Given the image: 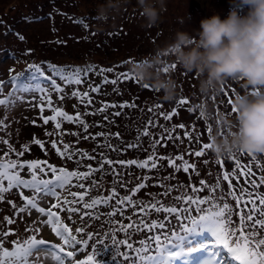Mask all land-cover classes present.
Returning a JSON list of instances; mask_svg holds the SVG:
<instances>
[{
  "label": "snow or ice",
  "instance_id": "obj_1",
  "mask_svg": "<svg viewBox=\"0 0 264 264\" xmlns=\"http://www.w3.org/2000/svg\"><path fill=\"white\" fill-rule=\"evenodd\" d=\"M19 39L22 41L24 37L19 36ZM28 52L30 53L31 50ZM157 67L159 68V66ZM171 67L174 68L175 65ZM164 70L165 72L169 71V67L165 66ZM93 72H96V69L91 66L81 69L48 65L47 69L42 70L40 66L29 65L28 75L21 73L12 76L8 81L0 80V96L4 94L6 87L10 86L11 88L7 96L0 98V111L3 112V116L0 117V130L9 128L10 122L6 123V121H8L10 112L14 111L16 107L25 103L39 107L40 119L43 124L48 125L51 121L54 125L52 131H46V136L60 137V139L53 138L49 141H42L33 137L32 143L39 145L44 150L45 155L48 154L45 144L50 143L51 148L55 149L56 154L61 159L74 160L77 169L80 167L88 169L87 171H69L64 167L58 169L56 166L48 164L46 160L28 161L21 159L26 152L30 151L29 146L25 144L22 145V150H17L8 138L0 137V145L8 146L7 151L0 155V203L6 201L14 210L13 216L5 215L3 221L7 225H13L17 223V218L19 220L24 219L23 214L28 216L33 215V213L37 214V218L32 221V224L25 228V232H30L32 235L23 240L19 237L9 240L10 236L16 235V231L12 228L4 230L3 227H0V264H72L76 256L88 249L89 243L95 235L92 232H86V229L91 227L92 221L100 220L101 216L107 217L104 223L116 225L115 228L111 229V247L104 239H100L96 245L92 246L93 254L88 255L87 260L76 261L75 264H90V262L91 264H100L97 258L101 255V249L112 251V260L115 261V264H224L222 253L225 251L235 264H264V235L260 234L261 229H264V219L258 218L264 217V192L258 191L264 185V176L257 177L251 167L242 166L237 161L236 168L223 172L222 180L227 182L228 187L226 193L220 177H217L214 184H209L206 180L200 179L199 186H197L195 183L188 185L166 184L165 181H170L175 177L172 174L163 177L158 176L153 186L164 190L155 194L146 193L147 196L151 197L150 200L134 198L141 190L149 187L148 180L151 177H136L140 182L128 189V184L132 181L125 180L124 173L116 169V164L123 168H131L135 165L139 169L157 170L159 172V169L163 167L160 162L166 160L168 168H172L176 172L182 170L189 175L190 181L193 173L199 176L197 164L186 160L184 154H178L174 157L163 156L158 155L156 151L158 146L167 147V144L161 143L162 140H181L179 135L173 136V132L176 127L185 129L186 126L183 123L168 128L149 119L143 129V136L150 135L149 127H160L163 132L160 133V139L152 140L150 146L153 151L143 161L135 159L113 160L102 151L99 153L98 167L94 168L91 164H81L82 160H97V156L90 155L88 152L75 147V144H79L81 140L96 141L97 137H104L105 142H98L97 148L124 151V149H117L116 146L107 142L108 138L113 135L119 139L121 137L119 132L114 134L97 132L93 135L89 132V128L92 126L101 127L102 125L98 122L90 125L86 122L85 117L107 113L109 108H119L120 111L111 113L112 117H119L125 114L124 109L138 107L134 101L131 103L125 101L120 104L102 102L95 111L87 110L93 104L91 93L99 94L103 85L124 84L126 86L127 81L135 80L127 72H117L116 67L100 68L97 73L98 75H103L106 72L116 73L115 78L110 79L104 75L100 84H88V91H81L79 87L71 90V96L77 98L79 103L84 105L86 110L83 113L77 111L75 115H71L62 107L54 104L53 93L57 94L60 100H63L66 88H71L72 85L81 86L85 84ZM57 78L62 82L63 87L61 83H58ZM144 87L148 88L147 86ZM113 91L120 94L116 87L113 88ZM37 94H39L41 101L38 105L33 103L37 99ZM230 102L231 100H229ZM189 103L187 99L179 100L181 105ZM74 107L76 106L74 105ZM160 107L161 105H153L148 108V111L155 115L154 109ZM46 108L52 115H43ZM175 114L176 109L167 114L159 113L166 121L172 120ZM104 120L115 123L114 120H110L109 115H104ZM31 122L36 123L34 120ZM64 122L77 125L81 131L64 130L62 128ZM192 131L195 129L193 128ZM81 132L86 133V135H82ZM208 132L209 134L212 132L210 125ZM65 136H74L77 139L74 143H66L63 140ZM184 138L191 143L192 133L185 130ZM139 139L137 137V140ZM60 144L63 146L62 149L58 146ZM138 146V144L131 143L126 145L127 148ZM209 147V143L203 144L201 150L194 152L189 150L188 155L202 157ZM13 154L16 159L10 158ZM231 158L236 159L235 155ZM177 161L181 163L178 164ZM204 163L207 164L208 161L204 160ZM218 163H220L221 168L224 167L223 160H218ZM105 165L108 166L107 169ZM49 173H51V178H46L49 177ZM96 173H100L101 176L105 174L113 176V187L108 189L106 196H90V190L99 188L101 184L94 178ZM25 175L30 176V178H25ZM241 177H244L243 184L240 181ZM74 180L76 183H73ZM88 180L91 183L83 182ZM233 180L236 181L235 184ZM117 184L119 187L125 188L128 194L121 196L117 191ZM72 188H80L83 191H71ZM189 188L191 189L190 192L188 191ZM25 190H28L30 194H25ZM173 191L179 193L173 197L175 203L166 204L161 197H169ZM17 192L20 200L23 201L22 205H18L6 195H15ZM205 192V195H201ZM68 196H71L72 199H68ZM85 197H89V199H85ZM229 197L235 201V207L228 202ZM113 201L115 203H112ZM44 203H47L49 207L42 206ZM104 207L111 210L107 213L99 210ZM129 208L133 209L132 216H136L135 220L132 219V216L125 215ZM64 212L68 213V219L72 220L73 223L76 222L73 213L79 215L81 226L75 229V233H85L87 238H78L77 235L73 234L71 228L61 218V213ZM153 213H165L166 215L163 216L162 220H158L151 218ZM117 215L122 219H114ZM172 216L179 222L178 230L170 219ZM235 216L239 217V224L234 220ZM123 220L129 222L125 224ZM41 226L50 227L56 237L63 242V245L51 244L43 238H37L41 232ZM157 229L161 231L138 241L133 240L134 233L145 231L153 233ZM165 229L167 231H163ZM117 232L123 233L124 238L118 239L115 234ZM209 237L211 240L208 239ZM9 243L12 245L11 250L5 246ZM121 246H124L126 250H122Z\"/></svg>",
  "mask_w": 264,
  "mask_h": 264
},
{
  "label": "rangeland",
  "instance_id": "obj_2",
  "mask_svg": "<svg viewBox=\"0 0 264 264\" xmlns=\"http://www.w3.org/2000/svg\"><path fill=\"white\" fill-rule=\"evenodd\" d=\"M155 2L158 8H161L162 5L164 10L160 12L158 24L149 27L146 26L140 15L136 0H128V3L119 14L110 17L103 23L96 19L95 9L97 4L104 3V0H0V80L8 81L12 76L21 73L28 75L29 65L40 66L42 70L47 69L48 65L81 69L91 66L96 69V72L90 75L85 84L81 86L72 85L71 88H66L63 100H60L57 94H52L54 104L62 107L68 114L75 115L77 111L83 113L86 110L84 105L80 104L77 98L71 96V90L79 87L81 91H88V84H96V81L100 84L104 75L110 79L115 78L116 73L112 72L98 75L100 68L116 67L117 72H127L129 74L128 65L131 62H139L156 55L158 49H162L173 40L177 31H186L191 35H195L193 31L199 30L202 19L209 18L212 15H219L223 20L227 18L230 11L229 0H155ZM19 36H23L24 39L21 41ZM28 50H31V52L29 53ZM172 65H174L173 60L167 56H162L161 65H158L159 67H169L171 75L177 83V96L172 102L162 101V93L145 88L137 83L136 80L127 81L126 86L118 84L107 88L103 85L99 94L91 93L93 104L87 109L88 111H95L96 108L101 106L102 102H108L105 98L113 100L114 104L116 101L121 103L134 101L138 107L124 109L123 112L125 114L119 117H112L111 112L115 111L109 112L111 109L107 113L86 116L85 120L90 125L97 122L102 125L101 127L92 126L89 128V132L93 135L97 132H110L113 134L119 132L121 134L119 139L113 135L108 138L107 142L116 146L117 149H124V151L97 148L98 142H105L104 137H97L96 141L91 139L87 141L81 140L79 144H75V147L88 152L90 155L97 156L96 161L82 160L81 164H91L94 168L98 167L97 161L100 159L99 153L102 151L113 160L135 159L143 161L147 159L148 155L153 151L150 146L152 140L160 139V133L163 132L160 127H149L150 135L147 137L142 135L144 127L147 125L148 120L151 119L154 123L168 128L181 123L186 126L185 129L176 127L173 132V136L179 135L181 140H162L161 143L167 144V147L158 146L156 151L158 155L163 156L174 157L178 154H184L186 160L197 164L200 175L197 176L193 173L190 181L189 175L182 170L176 172L174 169L168 168L166 160L160 162L163 167L159 169V172L157 170L139 169L135 165L131 168H123L121 165L116 164V169L124 173V179L132 181L128 184V189L140 182L136 177H151L148 180L149 187L141 190L134 199L150 200L151 197L147 196L146 193L155 194L162 192L164 189L153 185L156 183L158 176L163 177L169 174H172L175 179L164 183L177 185L195 183L199 186L200 179L206 180L209 184H214L217 177H220L222 187L226 193L228 187L227 182L222 180L223 172L236 168L237 161L242 166L251 167L257 177L264 176V155L253 159V157H249L246 154H236L235 160L232 158L216 159L209 149L205 150V154L202 157L188 155L189 150L193 152L201 150L203 144L209 143L212 133L209 134L208 132L210 123L202 119L196 109V105L201 103L203 99L198 94L197 78L194 74L185 73L176 65L174 68L171 67ZM46 74L49 73L46 72ZM57 80L63 87L62 82L58 78ZM41 83L43 82L41 81ZM114 87L119 90V93L123 94L117 95V92L113 91ZM244 90L242 82L229 81L225 85L224 91L209 102L214 104L217 109L229 112L231 110L229 100L232 99L234 93ZM9 91H11L10 86L5 88L4 94L0 98L7 96ZM225 92H227V95H225ZM181 99H187L190 103L181 105L179 104ZM33 103L36 105L41 103L39 94H37V99ZM153 105H161L160 108L154 109L155 115L153 112L148 111V108ZM173 109H176V114L173 115L170 121L164 120L159 115L160 112L171 113ZM115 110L120 111L119 108ZM43 115L49 116L52 113L46 108ZM104 115H109L110 120H114L115 123L105 121ZM2 116L3 112L0 111V117ZM40 116L39 107L27 103L16 107L14 111L10 112L8 121H6V123L10 122L9 128L0 130V137L8 138L17 150H22V145L27 144L29 146L30 151L26 152L21 159L28 161L46 160L48 164L54 165L58 169L64 167L69 171H87L88 169L85 167L77 169L74 160L61 159L56 154L55 149L51 148L50 143L45 144V148L48 151L47 155H45L44 150L39 145L32 143L33 137L42 141H49L53 138L60 139V137L46 136V131H52L54 125L51 121L48 125H44ZM33 120L36 121L35 124L31 122ZM62 128L66 131H81L77 125L67 122L62 124ZM193 128L195 131H192ZM185 130L192 133L191 143L184 138ZM81 134L86 135V133L82 132ZM164 135L166 136L167 134L165 133ZM137 137L140 139L137 140ZM76 139L74 136L63 137L66 143H74ZM129 143L138 144L139 146L127 148L126 145ZM58 146L61 149L63 147L62 144ZM7 149V145H0V155H3V152L7 151ZM10 158L16 159V156L13 154ZM204 160H207L208 163L205 164ZM218 160H223V168H221ZM177 163L181 162L177 161ZM105 168L107 169L108 166L105 165ZM189 171L191 172V169ZM25 178H30V176L25 175ZM46 178H51V173ZM94 178L100 181L101 184L99 188L90 190V196H106L108 189L113 187V176L109 174L101 176L100 173H96ZM243 179L244 177L240 178L241 184H243ZM83 182L91 183L90 180ZM73 183H76V181L74 180ZM233 183L235 184L236 181L233 180ZM116 187L121 196L128 194L125 188L119 187L118 184ZM244 187H247V185H244ZM71 191L81 192L83 189L72 188ZM188 191L190 192L191 189L189 188ZM258 191L264 192V185ZM25 194L30 193L25 190ZM178 194V192L173 191L171 196L161 197V199L166 204L172 205L175 203L173 197ZM205 194L206 192L201 193V195ZM6 195L17 202L18 205H22L23 201L20 200L18 192L15 195ZM64 195H67V193H64ZM68 199H72V197L68 196ZM85 199H89V197H85ZM228 202L235 207V201L231 197L228 198ZM112 203H115V201ZM42 206L45 208L49 207L47 203ZM205 207L207 206L205 205ZM82 210L89 211L86 209ZM99 210L107 213L111 209L104 207ZM132 212L133 209L129 208L125 215L132 216ZM13 214L14 210L11 205H8L6 201L0 203V227H3L4 230L12 228L16 231V235L10 236L8 239L12 240L19 237L23 240L31 236L32 233L25 232V228L32 224V221L37 218V214L33 213L31 216L23 214V220L17 218V223L7 225L3 221V217L5 215L12 217ZM164 215L166 214L153 213L151 218L162 220ZM73 217L76 221L75 223L68 219L67 212L61 213L63 222L71 228L73 234L77 235L78 238H87L85 233H75V229L80 227L81 223L78 214L73 213ZM258 218L264 219V217ZM105 219H107L106 216H101L100 220L92 221L91 227L86 229V232H92L95 235L90 241L88 249L76 256L72 264H75L76 261L87 260V256L93 254L92 246L96 245L100 239H104L108 246L111 247V229L115 228L116 225L104 223ZM114 219L120 220L122 218L117 215ZM132 219L135 220L136 216H132ZM170 219H172L178 230L179 222L175 220L174 216L170 217ZM234 220L239 224L238 216H235ZM123 222L127 224L129 221L123 220ZM159 231L161 230H154L153 233H148L147 231L134 233L133 240L138 241ZM163 231H167V229ZM105 233H108V235H105ZM115 234L118 239L124 238L123 233L117 232ZM260 234L264 235V229H261ZM37 238H43L51 244L63 245V242L56 237L48 226H41V232ZM208 239L211 240V237ZM5 246L10 250L12 248L10 243ZM121 248L126 250L124 246H121ZM222 255L224 264H235L226 251ZM97 259L100 264H115V261L112 260V251L110 249H101V255Z\"/></svg>",
  "mask_w": 264,
  "mask_h": 264
},
{
  "label": "clouds",
  "instance_id": "obj_3",
  "mask_svg": "<svg viewBox=\"0 0 264 264\" xmlns=\"http://www.w3.org/2000/svg\"><path fill=\"white\" fill-rule=\"evenodd\" d=\"M128 0H104L97 4L96 19L103 23L117 15ZM226 19L212 15L200 21L191 35L177 31L173 40L156 55L128 65L129 74L142 86L162 93L164 102L177 96V83L161 57L197 78L202 102L196 109L210 123L209 151L216 159L236 154L264 155V0H229ZM146 26H156L160 12L155 0H136ZM246 9V12H245ZM183 23V21H181ZM242 82L244 91L234 93L231 110L224 112L209 101L219 96L229 82Z\"/></svg>",
  "mask_w": 264,
  "mask_h": 264
},
{
  "label": "trees",
  "instance_id": "obj_4",
  "mask_svg": "<svg viewBox=\"0 0 264 264\" xmlns=\"http://www.w3.org/2000/svg\"><path fill=\"white\" fill-rule=\"evenodd\" d=\"M96 84H99L97 81H96ZM104 86H106L107 88L108 87H110L111 86V84H107V85H104ZM109 92V91H108ZM107 92V93H108ZM121 94H123V93H120V94H117V95H121ZM106 100H108V102L107 103H109V104H114V101L113 100H111V99H108V98H105ZM121 102H118V101H116L115 102V104H120ZM111 109V110H110ZM115 109H117V108H109L108 110H110L109 112H111V111H116ZM112 113V112H111Z\"/></svg>",
  "mask_w": 264,
  "mask_h": 264
}]
</instances>
